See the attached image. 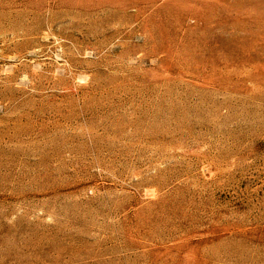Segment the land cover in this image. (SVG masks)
I'll use <instances>...</instances> for the list:
<instances>
[{"label": "rangeland", "instance_id": "374dc122", "mask_svg": "<svg viewBox=\"0 0 264 264\" xmlns=\"http://www.w3.org/2000/svg\"><path fill=\"white\" fill-rule=\"evenodd\" d=\"M0 264H264V0H0Z\"/></svg>", "mask_w": 264, "mask_h": 264}]
</instances>
